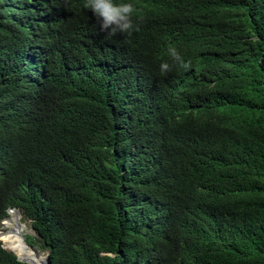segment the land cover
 <instances>
[{
    "label": "trees",
    "instance_id": "trees-1",
    "mask_svg": "<svg viewBox=\"0 0 264 264\" xmlns=\"http://www.w3.org/2000/svg\"><path fill=\"white\" fill-rule=\"evenodd\" d=\"M114 1L130 34L0 0V221L47 264H264V0Z\"/></svg>",
    "mask_w": 264,
    "mask_h": 264
},
{
    "label": "clouds",
    "instance_id": "clouds-1",
    "mask_svg": "<svg viewBox=\"0 0 264 264\" xmlns=\"http://www.w3.org/2000/svg\"><path fill=\"white\" fill-rule=\"evenodd\" d=\"M41 1L42 4L45 6V9L43 11H47L48 14L55 13V10H60L62 7H66L71 1L86 3L85 7L89 8L93 12L91 16L94 17L95 15L98 18L97 20H95L96 24L95 23L92 24V20L89 18V16H86L87 19L90 20L93 26V30L97 35L98 33H101L105 36L119 35L117 32L130 34L131 31L133 30V24H134L133 14L138 15L135 4L121 3L120 1H114V0H41ZM169 54L171 55L172 59L175 62L180 64V66L182 67L185 66L181 56L174 47L169 48ZM160 70L161 73H166L171 69L168 63H162L160 65Z\"/></svg>",
    "mask_w": 264,
    "mask_h": 264
},
{
    "label": "water",
    "instance_id": "water-1",
    "mask_svg": "<svg viewBox=\"0 0 264 264\" xmlns=\"http://www.w3.org/2000/svg\"><path fill=\"white\" fill-rule=\"evenodd\" d=\"M11 212H15L17 215H21L18 210L9 208L6 210V213L9 214ZM3 219L2 221H4ZM2 221L0 224L2 225ZM25 224L24 230L20 229V226H16L12 229H6L2 234L0 233V246L2 249L12 253L16 260L20 263L24 264H33L32 260L28 258L25 252L32 251L34 254H38L41 257L40 264L48 263V252H38L31 246L27 245L24 240L25 236H31L33 238H39L35 230L29 225L27 221H23ZM21 230V231H20ZM5 236V238H4ZM4 238V239H2Z\"/></svg>",
    "mask_w": 264,
    "mask_h": 264
},
{
    "label": "bare ground",
    "instance_id": "bare-ground-1",
    "mask_svg": "<svg viewBox=\"0 0 264 264\" xmlns=\"http://www.w3.org/2000/svg\"><path fill=\"white\" fill-rule=\"evenodd\" d=\"M15 218L16 219H18L21 223H22V226H21V230H24V226H25V224L23 223V219L19 216V215H17L15 212H11V213H9V214H7V217H6V219L4 220V221H8V224H10V228H8V229H12L13 228V226L15 225V222H16V220H15ZM4 224L2 223V226H3ZM7 229V228H6ZM20 230V231H21ZM3 239V238H2ZM26 254L28 253V254H30V256L31 257H29L31 260H32V262H33V264H40V261H41V257L40 256H38L37 254H34L32 251H28L27 250V252H25ZM39 261V262H38Z\"/></svg>",
    "mask_w": 264,
    "mask_h": 264
},
{
    "label": "rangeland",
    "instance_id": "rangeland-1",
    "mask_svg": "<svg viewBox=\"0 0 264 264\" xmlns=\"http://www.w3.org/2000/svg\"><path fill=\"white\" fill-rule=\"evenodd\" d=\"M7 217V216H6ZM5 217V218H6ZM25 221H27L28 223H29V225H30V221H28V220H25ZM2 223L4 224L3 226L2 225H0V233L2 234L5 230H6V228L8 229V228H10V224H8V221L6 220V221H2ZM21 223V222H20ZM19 226H20V228H21V226H22V223L21 224H19ZM4 238H5V236H4ZM3 238V239H4ZM35 249V248H34ZM36 250V249H35ZM36 251H38V250H36ZM38 252H40V253H42L41 251H38ZM38 255V254H37ZM38 256H40V255H38ZM39 262V261H38Z\"/></svg>",
    "mask_w": 264,
    "mask_h": 264
}]
</instances>
